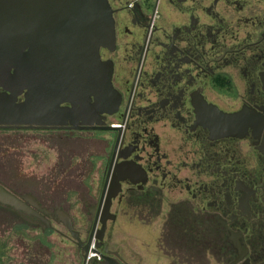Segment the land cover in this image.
<instances>
[{
  "label": "flooded vegetation",
  "instance_id": "flooded-vegetation-1",
  "mask_svg": "<svg viewBox=\"0 0 264 264\" xmlns=\"http://www.w3.org/2000/svg\"><path fill=\"white\" fill-rule=\"evenodd\" d=\"M106 3L114 40L99 45L93 66L87 64L88 43L70 42L61 59L65 66L50 67L53 122L0 125V131L49 132L59 144L94 148L87 151L83 180L62 179L77 186L86 223L76 227L62 206L47 208L38 200L35 215L10 209L70 240L78 264L144 263L138 254L128 258L115 247L109 223L119 211L164 214L158 248L174 264H264V0ZM5 63L1 56L0 71ZM107 66L116 101L109 111L102 104ZM15 89L0 83L6 109ZM25 92L17 93L15 104L24 101ZM58 107L65 115H58ZM75 152L66 154L67 163ZM91 169L97 170L90 178L95 189L83 182ZM89 241L95 250L84 259Z\"/></svg>",
  "mask_w": 264,
  "mask_h": 264
},
{
  "label": "rangeland",
  "instance_id": "rangeland-1",
  "mask_svg": "<svg viewBox=\"0 0 264 264\" xmlns=\"http://www.w3.org/2000/svg\"><path fill=\"white\" fill-rule=\"evenodd\" d=\"M50 134L36 130L0 131V183L17 195L32 194L44 207L62 206L78 227L86 223V218L81 215V202L75 193L77 186H69L62 179L74 175L83 180L89 167L87 151L94 148L75 142L59 144ZM72 151L78 156L69 164L65 156ZM95 172L91 169L83 181L90 189L97 188L90 180ZM165 220L164 214L151 217L119 211L117 220L109 223L115 247L128 258L138 254L143 264H174L158 248ZM34 224L18 218L10 208L0 209V264H78V251L70 240L47 229L42 231ZM51 224L68 234L60 222L51 221ZM38 245L44 248L38 251ZM209 264L216 263L210 260Z\"/></svg>",
  "mask_w": 264,
  "mask_h": 264
},
{
  "label": "water",
  "instance_id": "water-1",
  "mask_svg": "<svg viewBox=\"0 0 264 264\" xmlns=\"http://www.w3.org/2000/svg\"><path fill=\"white\" fill-rule=\"evenodd\" d=\"M71 31L77 34L74 39L70 38ZM2 33L4 37H0V57L4 56L6 63L4 71H0V83L6 81L16 89L9 98L8 109L0 103V125L25 127L53 122L48 119L51 101L48 90L50 67L56 62L65 66L66 61L62 63L61 59L67 57L65 54L69 52L70 42L88 43L87 64L91 68L96 62L99 45L109 46L114 40L112 18L106 0H0V34ZM12 67L14 72L7 73ZM101 77L105 87V101L103 96L102 104L109 111L116 102L110 83V66L106 67ZM23 89H26L24 101L15 104L17 93ZM65 113V110L58 107L59 116ZM40 116L46 119L40 121ZM0 205L34 215L36 211L33 207L40 209L35 196L17 195L1 183ZM105 212H109L108 204ZM23 218L36 223L27 215ZM65 224L80 246L81 239L72 230L68 216H65ZM84 250V259H87L89 252L95 249L89 241Z\"/></svg>",
  "mask_w": 264,
  "mask_h": 264
},
{
  "label": "trees",
  "instance_id": "trees-1",
  "mask_svg": "<svg viewBox=\"0 0 264 264\" xmlns=\"http://www.w3.org/2000/svg\"><path fill=\"white\" fill-rule=\"evenodd\" d=\"M0 209H9V208L7 206H5V205H0ZM18 218H20V217L18 216Z\"/></svg>",
  "mask_w": 264,
  "mask_h": 264
}]
</instances>
